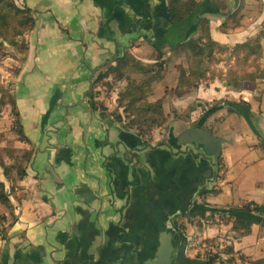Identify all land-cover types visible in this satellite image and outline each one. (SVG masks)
Masks as SVG:
<instances>
[{
  "label": "crops",
  "instance_id": "1",
  "mask_svg": "<svg viewBox=\"0 0 264 264\" xmlns=\"http://www.w3.org/2000/svg\"><path fill=\"white\" fill-rule=\"evenodd\" d=\"M13 1L34 17V28L24 37L25 57L16 76H10L26 141L14 133L15 118L6 107L0 112V152L8 151L1 157L4 166H13L24 153L28 159L13 190L0 167L14 217L0 204V216L7 219L0 264H142L162 216L170 228L175 217L196 205H264V83L238 91L215 81L180 93L178 75L190 52L187 58L185 53L173 58L166 41L158 58L152 47L165 40L168 0ZM212 1L200 0L208 30L197 27L189 38L201 35L202 41L233 46L261 30L264 6L257 0H245L233 27H227L224 17L238 9L239 1ZM145 21L152 23L149 31L142 29ZM130 56L141 67L160 69L150 79L151 95L140 105L162 102L168 121L149 142L112 117L113 112L122 115L117 100L125 83L101 99L105 115L88 104L92 90L101 96L106 90L105 81L95 83L97 78L116 60ZM10 60L4 64H12ZM239 101L250 105V121L228 112L230 103ZM206 104L216 111L202 128L222 140L220 183L214 179L212 159L181 142L198 127L206 113L200 105ZM226 227L220 223L196 231L213 239ZM186 230L194 231L183 227L181 232ZM232 246V262L222 253L214 264L264 259V226L253 225Z\"/></svg>",
  "mask_w": 264,
  "mask_h": 264
},
{
  "label": "trees",
  "instance_id": "2",
  "mask_svg": "<svg viewBox=\"0 0 264 264\" xmlns=\"http://www.w3.org/2000/svg\"><path fill=\"white\" fill-rule=\"evenodd\" d=\"M238 1V9L232 15H228L227 19H235L240 14L245 0ZM203 11L204 5L200 0H168V20L163 25L167 32L165 40L152 44L155 50L154 56L158 58H161L164 54L162 49L166 41L171 49H187L190 52L185 70L180 71L178 75L177 89L180 93L190 92L200 85L207 86L215 81H219L224 86L232 87L238 91L256 83H264V24L257 35L231 47L221 45L210 39L202 41L201 36L198 39L191 37L186 40V34L191 27L208 30L209 21L200 17ZM151 27L152 23L150 21L142 23V29L146 31H149ZM33 28L34 17L29 9L17 6L13 0H0V56L4 57L6 54L5 47L9 46L16 50L22 61L27 51L24 37ZM223 62L226 64L225 73L220 70V65ZM158 66L162 67V64L159 63ZM159 70H156V67H141L134 61H128L126 57L116 60L113 66L107 67L105 72L97 78L95 83H103L105 81L103 85L106 90L102 96L98 91L92 90L88 96L89 107L94 111H99L102 116L105 115L107 111L101 99L108 97L115 85L125 83L123 92L117 100V108L122 109V115L113 112L111 113L112 117L125 130L133 131L142 140L149 142L152 139V132L163 127L168 121V115L164 112L162 102H158L157 105H140L142 101L151 95L150 79ZM18 71L19 67L11 69L10 76H16ZM6 86L3 85L0 79V112L6 107L11 109L12 116L15 118L14 133L20 141H26L18 123V113L14 98L8 90L10 88L6 89ZM230 106L228 112L235 113L250 121L251 111L248 103L239 101L230 103ZM200 107L203 112L210 108L207 104L204 106L200 105ZM195 109V107H191V111ZM4 152H0V167H2L1 169L6 179L11 183L13 190L15 183L25 175L24 164L28 159V154L24 153L20 161L17 160L10 167L2 164V155L8 154V151ZM220 165L221 159L219 158L218 166ZM0 204L8 210L10 218L14 220L12 207L2 182H0ZM230 210L245 214H256L264 218V205H258L253 202ZM196 216L202 218L205 214L200 212L192 213L188 221ZM209 217L223 218L221 215L215 216L213 214L209 215ZM226 218L232 221L229 228L232 242L239 241L249 235L253 225L264 226V223L246 217L226 215ZM6 220V217L0 216V237H3L5 233ZM182 229V226H180V230ZM224 254L229 256L227 262H232L234 256L232 243ZM240 260L245 262L243 258H240ZM207 261L208 264H214L219 261V257L210 256ZM246 262L247 264H264V259Z\"/></svg>",
  "mask_w": 264,
  "mask_h": 264
},
{
  "label": "water",
  "instance_id": "3",
  "mask_svg": "<svg viewBox=\"0 0 264 264\" xmlns=\"http://www.w3.org/2000/svg\"><path fill=\"white\" fill-rule=\"evenodd\" d=\"M165 16L168 20L167 6L165 7ZM164 25V23H163ZM197 27H191L186 34V40L196 31ZM94 82L90 84L88 93L91 92ZM216 109H209L203 115L198 127L188 131L181 137L183 145H193L196 150L202 151L204 156H208L213 161L214 179L216 178L218 160L221 152L222 140L214 137L211 133L202 128L205 121L213 115ZM196 134V135H195ZM264 145V143H261ZM204 213L205 215H231L237 217H246L260 223H264V218L256 214H245L242 212H234L230 209H215L207 205H196L187 213H182L175 217L171 227H167L165 217L159 219L157 225L153 228L154 232L152 241L149 242V252L144 255L142 264H208L207 259H197L187 256L188 238L178 228L175 220L180 217H188L192 213Z\"/></svg>",
  "mask_w": 264,
  "mask_h": 264
},
{
  "label": "rangeland",
  "instance_id": "4",
  "mask_svg": "<svg viewBox=\"0 0 264 264\" xmlns=\"http://www.w3.org/2000/svg\"><path fill=\"white\" fill-rule=\"evenodd\" d=\"M206 1H208L209 3H213L212 0H206ZM250 2H251V0H249V3ZM257 2H259V5L261 7L264 6L263 1H258L257 0ZM214 4H215V2H214ZM245 4H246V2L243 3V6H242V9L240 10V13L242 12V10H244ZM218 7L221 9V6L218 5ZM218 15H219V13H218ZM211 16H212V14H211ZM238 17H239V19L241 18L240 17V14L235 17V20H238ZM208 19L211 20L212 18L209 17ZM224 20H225V22L227 24V27H233V25H236V23L234 22L235 20H233L231 18L230 19H227V18L225 19V17H224ZM232 21H233V23H232ZM224 27H225V25H224ZM261 29H262V27H261ZM206 33H207V31H206ZM200 36L201 35H198L196 37V39L200 38ZM204 36H206V35H204ZM201 38H202V36H201ZM263 43H264V41H263ZM229 47H231V46H229ZM5 53L6 54L4 55V57L0 56V79L3 82V85H5V86L6 85H9V86H6L5 87L7 89V88H10V70L13 69V68H15V67H17L19 65V63L21 62V59H20L19 54L16 53V50H14L13 48H10L9 46H6L5 47ZM172 53H173V58L177 57L178 55H183V53H185V56L184 57L187 58L186 57V54L188 53V50L187 49H183L182 51L181 50H173ZM10 59L13 60L12 64H10V62H9L8 65L4 64L6 61H8ZM19 59H20V61H19ZM127 60L128 61H132V62L134 61L133 57H131V56L130 57H127ZM16 62H17V64H16ZM186 66H187V64H186ZM225 66H226V64L224 62L220 65V70L223 73H225L224 72L225 69H226ZM8 90L10 91V89H8ZM190 111H191V107H190ZM166 126H167V124H165L161 128L155 129L152 132V135L154 134V132L158 131L159 129L161 131ZM223 177H224V170L222 169V167L220 168L218 166L217 173H216V178H215L216 182L220 183L223 180ZM214 187H216V186H214ZM200 202L203 203V201H200ZM215 216H218V215H215ZM221 216L223 218H219V217H217V218H210L209 215H206V216H204V218L201 219V221L202 220L209 221L210 222L209 224H206V223L203 224L200 221V218L199 217H197L196 219H194L195 218L194 217L193 218L194 220L193 221H190V222L188 221V219H186V221H185L182 218L178 219L179 221L178 220L177 221H178V223H179L180 226L185 225V226H182V228L183 227H186V229H188V227H189V228H193L194 230H197L199 232H202V227L203 228H207L208 226L219 225L220 223L222 225H227V227L224 228V230L222 232L223 234H221L220 236H217V238H213V239L212 238H203V236H201L202 237L201 238L202 239L201 245L203 244L206 247L211 248L212 249V253H214L213 256H217L218 257L220 254L224 253L226 251V249L228 248V246L232 243V240H231L232 239L231 238L232 236H231V234H229V228H230V225H231V222L232 221L229 220V219H227L226 218V215H221ZM199 222L202 223V225ZM221 246H223V247L220 248ZM187 254H189V256L191 258H199V257H202L204 259H208V257H210V254L209 255H206V254H201L200 252H195V250L193 248L187 249Z\"/></svg>",
  "mask_w": 264,
  "mask_h": 264
},
{
  "label": "built area",
  "instance_id": "5",
  "mask_svg": "<svg viewBox=\"0 0 264 264\" xmlns=\"http://www.w3.org/2000/svg\"><path fill=\"white\" fill-rule=\"evenodd\" d=\"M203 224H209L210 222L209 221H204L202 220L201 221ZM185 235L187 236L188 238V244H187V249L189 248H193L195 250V252H200L201 254H206V255H209L210 256L214 253H212V249L211 248H208L206 247L205 245H201V241H202V237L199 236V233L194 230V231H185ZM232 264H246V262H243V261H240V262H237V263H232Z\"/></svg>",
  "mask_w": 264,
  "mask_h": 264
},
{
  "label": "flooded vegetation",
  "instance_id": "6",
  "mask_svg": "<svg viewBox=\"0 0 264 264\" xmlns=\"http://www.w3.org/2000/svg\"><path fill=\"white\" fill-rule=\"evenodd\" d=\"M190 218V215L188 216V217H183V219H189ZM178 220V219H177ZM176 220V224H177V226H178V228L180 229V225H179V223H178V221ZM181 231V230H180Z\"/></svg>",
  "mask_w": 264,
  "mask_h": 264
}]
</instances>
